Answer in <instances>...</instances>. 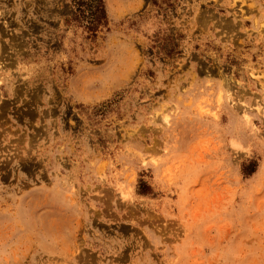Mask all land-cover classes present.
<instances>
[{
  "label": "rangeland",
  "instance_id": "374dc122",
  "mask_svg": "<svg viewBox=\"0 0 264 264\" xmlns=\"http://www.w3.org/2000/svg\"><path fill=\"white\" fill-rule=\"evenodd\" d=\"M0 264H264V0H0Z\"/></svg>",
  "mask_w": 264,
  "mask_h": 264
},
{
  "label": "trees",
  "instance_id": "16d2710c",
  "mask_svg": "<svg viewBox=\"0 0 264 264\" xmlns=\"http://www.w3.org/2000/svg\"><path fill=\"white\" fill-rule=\"evenodd\" d=\"M90 30H93V27ZM253 171H254L253 167H251V165H249V166H247V167L244 168L243 173H244V175L248 176L251 173H253Z\"/></svg>",
  "mask_w": 264,
  "mask_h": 264
}]
</instances>
